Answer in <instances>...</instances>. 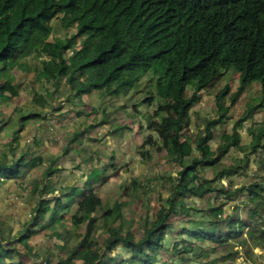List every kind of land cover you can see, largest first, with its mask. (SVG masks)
I'll return each mask as SVG.
<instances>
[{"label":"trees","instance_id":"1","mask_svg":"<svg viewBox=\"0 0 264 264\" xmlns=\"http://www.w3.org/2000/svg\"><path fill=\"white\" fill-rule=\"evenodd\" d=\"M54 19H59L64 30L73 28L75 33L67 36L68 32H64L63 36L49 40ZM27 57L32 64H28ZM12 69L32 71L36 80L43 79L55 87L64 79L69 95L77 96L93 90L111 96L125 93L147 75L153 90L146 94L143 102L146 107L155 103L147 127L157 140L147 135L140 146L156 145L157 149L165 150L170 162L183 163L188 157L191 160L183 163L182 170L173 179L165 204L154 214L147 215L138 239L129 231L124 233L121 224L115 225L122 219L119 201L112 207L98 210L101 199L91 186L98 177L96 170L89 175L86 191L71 185L58 188L60 193L55 195L56 187H52L49 178L59 170L52 163L47 164L42 182L31 181L36 183L39 199L29 226L18 239H12L15 235L0 228V264H26L20 253L21 243L27 245L24 239L30 227L38 224L43 227L40 222L45 217L48 218L46 227L53 229L56 240L60 237L64 240L63 244L53 242V245L63 246L70 255L55 254L53 258L48 249L39 260V256H34L36 260L31 264H77L81 254L88 256L84 264H170L169 260H158L161 253L186 262L188 259L181 255L188 251L189 243L179 251L175 246L165 248L163 240L165 232L170 231L172 217L184 210L183 196L203 198L206 193L220 191L207 179H200L198 164L216 166L230 147L240 149L249 161V155L264 148V127L253 134L245 146L239 145L240 136L236 132L231 136L223 134L224 143L217 148V154L208 145L213 122L198 133L193 146L182 139L188 112L197 101V92L213 86L225 70L238 74L239 85L233 98L254 82L259 83L264 98V0H0L1 97H5L3 93L7 91L11 95L17 93L18 83L14 82ZM187 87L194 88L189 96L186 95ZM43 91H47L46 88ZM39 92L34 95L35 105L49 106L47 97ZM226 93L227 87H224L217 98L222 99ZM39 114L22 116L8 150H0V185L2 181H14L28 174L27 171L35 169L42 161V157L30 151L16 155L18 132L30 117ZM76 134L70 132L63 153L79 152L74 146L78 139ZM194 151L200 156L194 155ZM211 156L213 158L209 159ZM229 171L235 172L236 168H225L222 173ZM65 189L69 192H63ZM237 191L244 193V203H256L264 186L260 182H250L225 193L233 200ZM50 193H55L52 198L48 196ZM73 204H76L75 210L66 219L67 206ZM261 205L264 209V200ZM222 208L223 205L207 210L206 226L191 232L195 240L223 243L222 237L234 227L235 221L223 216ZM254 213L255 210L250 212V216ZM98 220H101L102 235L90 238L91 229ZM249 222L250 219H246L233 232L240 234L243 228L254 223ZM83 224L86 228L83 238L71 243L68 240L71 230ZM186 230L185 227L183 231ZM246 237L254 242L248 247L251 257L254 248L264 247V222H256ZM117 246L126 249L128 255L122 258L115 254ZM223 261V258H213L202 264H225Z\"/></svg>","mask_w":264,"mask_h":264},{"label":"rangeland","instance_id":"2","mask_svg":"<svg viewBox=\"0 0 264 264\" xmlns=\"http://www.w3.org/2000/svg\"><path fill=\"white\" fill-rule=\"evenodd\" d=\"M51 25L53 30L49 40L55 36H63L64 32H68L67 36L75 33L73 28L64 30L59 19L52 20ZM77 44L79 45V42ZM26 59L28 64H32L30 57ZM12 72L18 87L16 95L7 91L3 93L5 97L0 96V150H8L13 132L19 127V119L22 116L39 112V115L30 117L18 132L19 150L16 155L21 156L30 151L42 157V161L35 169L27 171L28 174L25 173L17 180L2 181L0 228L15 235L12 239H18L23 229L29 226L39 199L36 183L31 181L37 179L42 182L43 169L52 163L59 171L49 178L52 187H56V194L50 193L49 197L59 194L58 188L71 185L86 191L89 175L96 170L98 177L91 186L93 192L101 199L98 210L112 207L115 201H119L122 204V219L117 220L115 225L121 224L124 233L129 231L138 239L147 215L154 214L165 204L167 194L172 191L173 179L182 170L183 163L191 160L188 157L183 163L170 162L165 150L157 149L156 145L140 146L147 135L151 134L152 138L157 140L155 133L147 127L155 103L146 107L143 102L146 94L149 95L153 90L149 77L144 76L134 88L125 93L111 96L93 90L77 96L69 95L68 84L64 79H60L55 87L43 79L36 80L32 71L12 69ZM238 85V74L233 70H225L224 75L213 86L197 92V101L188 112V124L182 132V139L193 146L198 133L203 132L209 122H213L210 127L212 137L208 145L214 154H217V148L224 143L223 134L231 136L236 132L240 136L239 145H247L253 134L264 127V98L257 82L243 87L240 95L233 98ZM224 87H227V93L222 99L217 98L219 91ZM43 88L47 91H43ZM193 90L194 88L187 87L186 95H191ZM39 91H43L42 95L47 97L46 103L49 106L35 105L34 95L40 93ZM219 105L222 106L221 109ZM43 114L47 116L43 117ZM70 132H77L78 139L74 146L79 152L69 151L65 154L63 152ZM194 155L200 156L195 151ZM245 156L247 155L240 149L230 147L216 162V166L198 164L200 179H207L213 188L220 191L206 193L203 198H190L187 195L181 198L184 199V210L172 217L171 228L165 232L163 244L165 248L175 246L179 251H183L189 243L188 251L181 252V257L188 260L178 261L177 256L171 257L161 253L162 257H157L159 261L169 260L170 264H202L209 259L223 258L225 264H242V259L238 257L242 254V257L250 259L244 258V264H263L264 247L257 250L260 254L253 253L249 257L248 247L251 248L254 242L246 237V233L256 222H264V209L261 207L264 192H261V197L256 203H244L246 197L244 193L240 194V191L235 193L233 200L228 199L229 195L225 193L250 182H260L264 186V148L249 155V161H246ZM212 158L213 156L209 157ZM225 168H236V171L222 173ZM94 178L96 176H93ZM63 192H69V189ZM75 205L67 206L64 213L66 219L75 210ZM221 205L223 216H229L235 221L234 227L229 228L222 237L223 243L211 244L195 240L191 232L204 228L209 219V209ZM253 207L255 209H252ZM254 210L256 213L250 216V212ZM246 219H250L249 223H254L243 228L240 234H235L233 230H238ZM40 223L44 226L40 227L38 224L30 227L31 231L24 239L27 245L21 243L22 260L31 264L32 260H36L34 256H39V260L48 249H51L49 256L53 258L55 254L70 255L63 246L53 245V242L63 244L64 240L61 237L56 240L52 235L53 229L46 227L48 218L45 217ZM100 225L101 220H98L96 226L91 229L90 238H99L102 235ZM185 227L190 231L184 232ZM85 231L83 224L77 230L72 229L67 239L71 243L80 241ZM6 239H3L4 243ZM127 252L123 247L117 246L114 253L124 258L128 255ZM87 259L86 254H81L76 263L84 264Z\"/></svg>","mask_w":264,"mask_h":264},{"label":"clouds","instance_id":"3","mask_svg":"<svg viewBox=\"0 0 264 264\" xmlns=\"http://www.w3.org/2000/svg\"><path fill=\"white\" fill-rule=\"evenodd\" d=\"M258 249H259V247L254 248V249H253V253H254V254H260V252L257 251ZM239 258L242 259V264H244V263H245V262H244V258H243V257H239Z\"/></svg>","mask_w":264,"mask_h":264},{"label":"built area","instance_id":"4","mask_svg":"<svg viewBox=\"0 0 264 264\" xmlns=\"http://www.w3.org/2000/svg\"><path fill=\"white\" fill-rule=\"evenodd\" d=\"M254 264H258V262H255ZM263 264H264V259H263Z\"/></svg>","mask_w":264,"mask_h":264}]
</instances>
